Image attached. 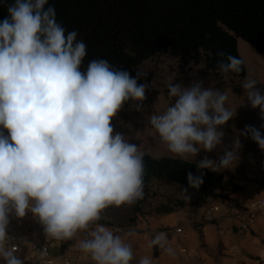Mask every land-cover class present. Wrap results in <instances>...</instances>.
Returning <instances> with one entry per match:
<instances>
[{"label": "clouds", "instance_id": "obj_1", "mask_svg": "<svg viewBox=\"0 0 264 264\" xmlns=\"http://www.w3.org/2000/svg\"><path fill=\"white\" fill-rule=\"evenodd\" d=\"M7 12L0 20V260L24 264L8 246V229L10 216L31 213L46 237L75 241L86 233L78 248L94 264H131L132 244L120 229L100 222L106 209L132 206L144 197V152L115 130L113 120L129 102L142 111L149 85L138 80L145 74L133 77L103 58L85 66L86 43L57 21L49 0H13ZM216 56L221 74L243 71L241 58L223 50ZM257 83L248 76L242 87L248 105L264 120V92ZM167 88L173 102L148 117L160 142L182 160L221 146L223 129L236 116L226 107L227 90L206 88L203 80L188 87L169 81ZM262 129L264 124L246 125L239 136L264 152ZM241 148L237 137L216 160L195 161L199 175L188 172V186L199 189L204 170L233 169ZM149 247L174 255L163 232ZM138 264H152V258L143 256Z\"/></svg>", "mask_w": 264, "mask_h": 264}, {"label": "trees", "instance_id": "obj_2", "mask_svg": "<svg viewBox=\"0 0 264 264\" xmlns=\"http://www.w3.org/2000/svg\"><path fill=\"white\" fill-rule=\"evenodd\" d=\"M12 2L0 0V20L8 15L7 3ZM49 3L56 9L57 21L69 31L76 30L78 39L86 43L85 66L89 60L103 58L135 77L145 62L169 55L181 67L203 65L235 83L247 77L246 65L238 52V39L264 57V0H49ZM220 50L241 58L243 71L221 74L217 68L221 58L216 56ZM138 84H143L142 79ZM233 90L237 95L243 94L240 85L234 84ZM144 161V197L132 205L131 224L147 216L145 206L154 182L187 188L192 197L189 204L168 198L154 208L152 216L205 204L219 198L220 192L240 191L219 170H204L202 186L189 187L188 172L199 175L195 162L147 154ZM100 223L112 226L104 219Z\"/></svg>", "mask_w": 264, "mask_h": 264}, {"label": "crops", "instance_id": "obj_3", "mask_svg": "<svg viewBox=\"0 0 264 264\" xmlns=\"http://www.w3.org/2000/svg\"><path fill=\"white\" fill-rule=\"evenodd\" d=\"M231 182L240 188L239 192H220L216 200L186 207L176 213L143 216L131 224L133 210L126 214L125 221L120 222L114 207L112 211L104 212V220L112 224L107 227L120 229L119 234L125 242L132 244L134 258L131 264H138L143 256L152 258V264H259L260 258H264V212L259 214L253 230L247 231L235 211L246 205L250 198L264 200V177H258L253 182ZM211 208H218V211L208 214ZM10 221L17 227L20 238L16 254L24 262L31 257L35 245L48 244L51 264H62L58 261L60 257L71 264H94L78 248L77 241L86 233H80L75 241L55 242L46 237L31 213L24 218L10 216ZM129 230L134 235H129ZM158 232L166 234L174 255L169 256L163 250L149 247L150 239ZM0 264H3L2 260Z\"/></svg>", "mask_w": 264, "mask_h": 264}, {"label": "rangeland", "instance_id": "obj_4", "mask_svg": "<svg viewBox=\"0 0 264 264\" xmlns=\"http://www.w3.org/2000/svg\"><path fill=\"white\" fill-rule=\"evenodd\" d=\"M238 52L243 59L247 77L257 80V87L264 92V57L258 54L250 45L241 39H238ZM138 71L145 74L142 81L148 84L146 99L143 102L141 112L135 111L129 106L132 102L125 104L123 109L113 120L115 130L125 134V138L139 146L144 154L152 157H176L160 142L158 135L148 122V117L152 114H159L164 111L173 101L168 97L167 83H183L185 87L191 85L193 80H203L204 87H215L220 91L227 90L228 100L226 107L236 111V116L224 127L225 136L223 144L211 153L201 151L195 158H189L186 161L195 162L208 156L216 160L218 156L223 155V149H231L232 142L239 138L242 144L240 150V160L233 169H221L227 175L230 181L241 180L253 182L258 177H264V152L260 151L258 145L250 138L239 136V133L246 125H252L260 128L264 120L260 119L259 109H252L246 101V93L237 95L233 90V85L242 87L243 81L232 83L230 79L221 77L206 69L203 65L195 66L193 64L181 67L177 61L169 55H163L149 60L142 64ZM243 88V87H242ZM243 105V106H242ZM264 131V129H262ZM178 158V157H177ZM196 163V162H195ZM178 186H163L154 182L150 187V193L145 206L147 216H152L154 208L161 203H166L168 198H176L190 203L192 193L185 192ZM131 206L116 207L115 216L123 222L126 220V214L131 211Z\"/></svg>", "mask_w": 264, "mask_h": 264}, {"label": "built area", "instance_id": "obj_5", "mask_svg": "<svg viewBox=\"0 0 264 264\" xmlns=\"http://www.w3.org/2000/svg\"><path fill=\"white\" fill-rule=\"evenodd\" d=\"M218 208H211L208 210V214L211 212H217ZM264 212V200H256L250 198L247 200L246 205L235 211V215L238 219H242L243 228L247 231L253 230L258 216L260 213ZM39 228L43 229V226L39 224ZM178 232H181L180 230ZM8 234L10 239L8 241V246L13 247L16 252L19 251V235L17 233V227L10 221ZM55 242H63L60 240H55ZM58 261L62 264H71L69 260L62 257L58 258ZM264 262V258H260L259 264ZM24 264H51L50 248L48 244H38L33 248L31 257L24 262Z\"/></svg>", "mask_w": 264, "mask_h": 264}]
</instances>
